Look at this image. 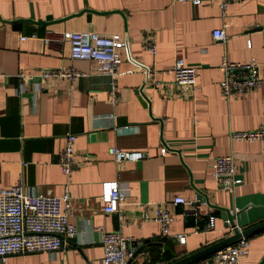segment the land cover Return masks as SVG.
I'll use <instances>...</instances> for the list:
<instances>
[{"label": "crops", "instance_id": "crops-1", "mask_svg": "<svg viewBox=\"0 0 264 264\" xmlns=\"http://www.w3.org/2000/svg\"><path fill=\"white\" fill-rule=\"evenodd\" d=\"M218 28L222 41L212 36ZM65 31L125 40L114 79L100 74L94 60L71 59ZM147 33L154 53L145 46ZM223 56L264 60V0H232L224 16L210 0H0V188L19 175L33 194L60 195L66 185L76 229L53 253L11 254L3 264H98L102 235L121 227L119 213L130 251L134 240L156 242L129 264H171L232 234L212 206L215 227L207 230L206 217L174 204L177 196L205 195L209 204L228 208L241 230L263 221L264 142L232 140L229 132L264 123V76L255 90L225 98L219 87ZM176 58L197 69L192 94L173 83ZM65 66L84 75L74 83L49 78L38 91V77L24 84L18 76ZM144 68L152 72L148 77ZM112 82L119 95L114 105L108 102ZM67 133L75 136L69 179L58 166ZM110 146L143 151L145 158L115 161ZM227 154L241 179L229 192L212 176L213 159ZM109 180L127 188L119 213L103 211L101 183ZM161 203L173 219L169 235L144 218ZM177 234L185 235L184 243ZM245 237L249 248L239 264H264V227ZM208 254L188 264H215Z\"/></svg>", "mask_w": 264, "mask_h": 264}, {"label": "built area", "instance_id": "built-area-1", "mask_svg": "<svg viewBox=\"0 0 264 264\" xmlns=\"http://www.w3.org/2000/svg\"><path fill=\"white\" fill-rule=\"evenodd\" d=\"M198 3L200 0H193ZM214 2L225 15V8L232 0H210ZM212 36L215 40H224L223 28L214 29ZM69 45L71 59L94 60L98 72L110 76L113 80L119 72L121 64L120 49L126 46L125 40L116 34L102 35L96 32L65 31L62 34ZM144 43L152 53L155 51L151 33L144 35ZM220 68L223 77L219 82L221 93L225 98L233 95H242L255 90L261 84L264 76V60H250L248 62L230 61L222 57ZM147 77L150 69L144 68ZM171 72L173 83L180 87L183 95L195 92L197 69L186 64L183 58H176ZM84 73L73 66H65L52 70H39L35 73H20L18 76L24 84H28L35 76L38 82H33L34 90H41V83L49 78L67 79L74 83ZM159 82L153 80L155 86ZM108 102L116 104L119 99L118 91L114 83ZM111 117H114L112 115ZM229 138L232 140L260 141L264 142V123L249 130H231ZM63 149L58 153V166L62 174L69 179L74 170L75 162V136L67 133L64 136ZM109 153L115 161L136 162L145 158V153L139 150H123L117 146H110ZM166 148H161L164 153ZM212 176L219 189L233 191L241 182L235 174V158L232 154L220 155L213 159ZM126 187L120 186L116 180L103 181L101 183V200L103 211L107 213H119L120 206L126 198ZM72 200L65 185L62 194L46 195L33 194L25 191L22 184V176L19 175L15 184L0 188V262L4 263L11 254H24L39 251L55 252L61 248L62 239L75 235V226L69 221L72 215ZM174 204H180L191 208L195 218L206 217L205 228L212 230L215 227L216 216L212 207L201 194H195L192 199L177 196ZM121 227L117 230L105 232L102 235L103 255L98 264H126L131 256L129 249L130 240L124 235L122 225L126 218L119 213ZM144 218H151L160 224L161 233L169 235L172 216L166 204H155L153 215L145 214ZM228 222V220H226ZM236 227V226H235ZM237 228V227H236ZM241 231L240 228H237ZM232 230V229H231ZM180 243L185 242L184 234L175 235ZM249 241L241 237L236 241L226 244L214 250L210 259L215 264H239L240 257L248 252Z\"/></svg>", "mask_w": 264, "mask_h": 264}, {"label": "water", "instance_id": "water-1", "mask_svg": "<svg viewBox=\"0 0 264 264\" xmlns=\"http://www.w3.org/2000/svg\"><path fill=\"white\" fill-rule=\"evenodd\" d=\"M15 27H19V24H17ZM203 197L207 200L205 195H203ZM207 203L209 204V202H207ZM209 205L215 209V213H219L221 215V218L225 222H226V220H228V222H226V227H230L232 229L231 230L232 234L227 236L226 238L214 243V244H211L210 246H207L206 248H203L199 251H196L190 255L184 256V257L180 258L179 260H176L175 262H173L171 264L192 263L193 260H196V259L198 260V258L200 256L207 255V253L213 252L214 250H216V249H218V248H220L226 244L232 243V242L236 241L237 239H239L243 236L245 237L246 235L264 227V220H263L261 222H258L257 224H254L253 226H250L248 228H244L241 231H239L235 227V223H234L235 215L231 214V212L229 211L228 208H223V207L215 206L212 204H209ZM153 243H156V242H151L149 239H144L140 243L137 242L136 240L132 241L131 242V256L128 258L126 264H129L130 261L135 257V255L137 253H139L140 251L147 252V247ZM157 243L162 245L164 249L166 248V245H164L160 242H157ZM169 252L175 257V253L171 252L170 250H169ZM208 262L211 263L212 260L208 259Z\"/></svg>", "mask_w": 264, "mask_h": 264}, {"label": "trees", "instance_id": "trees-1", "mask_svg": "<svg viewBox=\"0 0 264 264\" xmlns=\"http://www.w3.org/2000/svg\"><path fill=\"white\" fill-rule=\"evenodd\" d=\"M208 255H210V253H209ZM196 260H197V259H196ZM196 260H193L192 263H193L194 261L196 262Z\"/></svg>", "mask_w": 264, "mask_h": 264}]
</instances>
